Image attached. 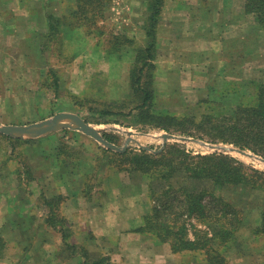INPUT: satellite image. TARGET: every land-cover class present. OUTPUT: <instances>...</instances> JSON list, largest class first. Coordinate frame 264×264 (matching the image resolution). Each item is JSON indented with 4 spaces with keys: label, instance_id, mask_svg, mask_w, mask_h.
Here are the masks:
<instances>
[{
    "label": "rangeland",
    "instance_id": "rangeland-1",
    "mask_svg": "<svg viewBox=\"0 0 264 264\" xmlns=\"http://www.w3.org/2000/svg\"><path fill=\"white\" fill-rule=\"evenodd\" d=\"M72 4L71 0H0V125H25L50 119L57 113L69 112L80 115L103 138L104 134L112 136L111 143L118 147L123 146L129 137L126 132H130L134 141L129 143L126 151L140 153L143 150L141 146H146L149 148L148 151L145 150L147 153L158 155L174 145L183 147L192 154L212 153L195 143L176 140L167 141L159 151L163 144L162 136L171 133L159 129L141 130L139 127L94 122L109 117L99 115L95 110L92 112V109L105 108L104 104L115 100H124L126 108H131L136 103L131 102L130 72L136 51L145 47L147 42L143 30L147 17V0H111L105 11V18L99 21L97 29L83 26L76 30L69 26L70 18L62 17L60 31L46 39V15H68L73 10ZM163 9L156 32L153 80L155 111L179 116L183 113H203L207 105L201 100L211 93L207 92L211 91V87L248 94L251 87L244 84V81L264 80V30L251 17V46L250 49L247 47L245 57L239 52L229 54L226 69L221 68L223 62L218 59L224 58L223 53H213L210 56L213 59L212 67L203 70V76L190 78L187 75L181 83L177 81L180 78L175 77L170 85L167 84V74L164 73L167 67V39L165 30L161 28L165 20ZM114 36L122 37V41L125 36L131 43L119 40L121 43L116 44ZM161 36L164 37L162 40ZM44 42L48 50L44 54L38 53V48ZM52 74L58 77L57 88ZM187 82L189 83L186 84ZM119 118L121 122H127L124 117ZM148 134L161 138L143 139V135ZM24 140L29 142L21 143L15 148L0 137V234H7L2 235L3 238L9 246H14L7 255L12 264H19L21 261L20 264H35L36 259L45 260L50 253L43 257L42 251L51 250L50 245H58L62 249L58 256L64 261L71 260L72 255L75 262L82 260L77 253L78 249L68 248L61 242L60 233L55 228L46 226L44 219L49 207L43 203L44 200L53 201L55 216L66 219L71 231L69 244L83 247L73 235L74 230L84 227L79 214L82 212L81 215H84L82 208L87 202L99 203L109 198L112 203L120 201L113 208L116 206V209L123 208L128 214L135 213V209L130 212L127 210L132 207L131 203L134 204L133 198L139 197L142 186L146 187L148 184V214L152 204L156 203V198L169 184L153 174H150L149 179L142 175L141 178L134 179L131 177L132 173L118 171L115 164H121L125 169L127 167L115 154L119 152L105 148L80 131L65 128L39 138ZM11 147H14L13 150ZM229 155L246 165L264 170L260 164L241 155ZM166 156L172 157L170 154ZM91 173H94L93 177ZM171 179L172 187H182L189 192L209 187L207 182L188 179L182 172H177ZM119 182L122 184L120 188L111 186ZM216 193L233 201L242 210L244 220L242 227L227 244L215 245V248L226 257L229 264H264V234H255L253 231L259 222L261 193L230 188ZM71 195L84 197L87 201L81 198V204L65 207L64 202ZM101 197L104 199H100ZM58 198L63 200L59 202ZM64 212L70 217H63ZM72 212L76 215H71ZM195 227L208 229L195 218L187 219L190 238H193ZM41 233L45 240L38 239ZM56 240L58 241L55 242ZM46 244L49 246L45 248ZM35 245H38L40 252L32 250ZM87 247L93 251L89 257L97 259L94 253L97 249L93 245ZM23 248L29 250L23 252ZM30 250L34 253H30ZM75 250L77 251L74 252ZM192 254L195 256L192 264H209L205 255L199 252H196L197 255Z\"/></svg>",
    "mask_w": 264,
    "mask_h": 264
},
{
    "label": "trees",
    "instance_id": "trees-1",
    "mask_svg": "<svg viewBox=\"0 0 264 264\" xmlns=\"http://www.w3.org/2000/svg\"><path fill=\"white\" fill-rule=\"evenodd\" d=\"M71 2L73 10L68 15L61 17L53 14L46 15L48 22L46 39L60 31L59 24L62 17L70 18L69 26H73L72 28L76 30L83 26L88 29L99 28V21L105 18V11L111 0H71ZM163 5L164 0H147V17L143 25L147 42L145 47L136 51L134 65L130 72L131 102H136L135 105L126 108L124 100L110 101L104 104L105 108L91 110L109 117L94 122L139 127L141 130L159 129L211 144L231 145L264 158V80L244 81V84L251 87L248 94L237 90L231 92L229 89L217 90L211 87V91H207L211 93L201 100L207 105L203 113H183L179 116L155 111L153 80L156 32ZM242 5L244 12L251 15L255 23L264 30V0H244ZM115 39L116 44L122 41V37ZM122 43L130 44L131 40L124 36ZM38 49V53L44 54L48 50L46 42ZM52 75L55 88H57L58 77L56 74ZM119 117H124L127 122H121ZM104 136L107 141L113 142L112 136L109 134H104ZM0 137L8 141V145H14L15 148L21 143L29 142L11 137ZM13 148L11 147L12 150ZM167 150L158 155H151L145 150H141L140 153L130 151L115 153L120 157L119 161L127 166L125 169L121 164L120 166L115 164L118 171H127L130 174L138 172L147 179L150 174H153L169 183L167 189L156 198V203L152 204L150 212L143 218V226L137 231L149 233L158 242L167 243L172 253L199 252L205 255L209 264H229L215 245L223 246L229 242L234 233L242 227L244 214L234 205L233 201L227 200L216 192L230 188L261 193L259 222L253 231L255 234H264V170L246 165L229 154H192L191 151L174 145ZM167 154L172 157L166 156ZM177 172H182L188 179L203 180L209 187L197 192H189L182 187H172L171 178ZM26 173L28 174L27 171ZM93 176L94 173H91V177ZM62 200L58 198L59 202ZM43 203L49 207L48 215L44 219L46 226L55 228L68 248L79 250L77 253L82 259L79 264H104L106 262V258L103 257L91 259L85 248L69 244L71 231L67 227L66 219L55 216L53 201L46 199ZM191 218H195L209 230L195 227L193 238H190L187 219ZM7 246V241L0 234V262L7 253ZM28 250V248H23V252Z\"/></svg>",
    "mask_w": 264,
    "mask_h": 264
},
{
    "label": "crops",
    "instance_id": "crops-1",
    "mask_svg": "<svg viewBox=\"0 0 264 264\" xmlns=\"http://www.w3.org/2000/svg\"><path fill=\"white\" fill-rule=\"evenodd\" d=\"M243 1L165 0L162 12L165 20L161 24V28L165 30L167 39V67L164 71L167 74V84L170 85L173 81L172 78L175 77H179L180 79H175V81L181 83L183 77L187 75L190 78L203 76V70L212 67L213 59L210 56L213 53H223L224 58L218 59L223 62L220 65L221 68L226 69L229 54L239 52L243 53L245 57L247 47L250 49L251 46L252 31L251 15L244 12ZM163 36H161V40ZM158 39L160 41V35ZM248 52L250 51L248 50ZM131 177L141 178V174L132 172ZM121 185L119 182V184L111 186L120 188ZM147 193L148 184L146 187L142 186V192L139 191L138 198H133L134 204L131 203L132 207L127 211L130 212L132 209L136 211L129 214L123 208H120L121 210L116 209V206L113 208L120 201L112 203L108 198L109 200L99 201V203L87 202V205L82 208L84 215H81L82 212L79 214V218L84 222L82 223L84 227L74 230V238L87 251H90L89 254L93 251L87 246L93 245L94 249H97V252H94L95 256L106 258V262L109 264H192L195 258L192 254L194 252L172 253L168 244L159 243L149 233L137 231L143 226V218L148 212ZM81 198L87 201L84 197L71 195L65 200L64 205L66 207L67 205L81 204ZM100 199H104V197ZM145 208L147 211L144 212ZM75 212H72L71 215H76ZM63 215V217L68 216V213L64 212ZM45 233L47 232L45 231ZM2 235L7 236V234ZM43 236L41 233L38 239L45 240ZM8 246L7 253L0 264H12L7 255L11 247L14 248V246L11 245L10 248ZM16 246L17 249H20V246ZM48 246L49 244H46L44 247ZM50 246H52L51 250L46 249L45 252L41 250L43 257L49 253L50 255L45 257V260L36 259L35 264H79L81 261L75 262L74 255L71 256L73 257L71 260L64 261L60 259V255L58 256L62 249L58 245ZM33 249L40 252L38 245L33 246ZM30 253L34 252L30 250ZM195 255L197 254L195 253ZM51 257L52 259H50Z\"/></svg>",
    "mask_w": 264,
    "mask_h": 264
},
{
    "label": "water",
    "instance_id": "water-1",
    "mask_svg": "<svg viewBox=\"0 0 264 264\" xmlns=\"http://www.w3.org/2000/svg\"><path fill=\"white\" fill-rule=\"evenodd\" d=\"M71 129L80 131L103 145L105 148L111 149L115 152H125L131 141H134L130 132H127L129 136L122 147L107 141L103 136L92 126L90 123L86 122L80 115L69 112H61L55 114L52 118L47 120H42L39 122L29 123L25 125H0V134L7 137L16 138V139H35L45 135H48L52 132L61 130V129ZM163 144L159 151L164 147L165 143L169 140L182 141L185 143L192 142L206 151H211L212 153H224V154H236L241 155L245 158H249L251 161H257L264 166V158L257 156L250 151L242 150L240 148L228 145L221 144H211L199 139H195L187 136H180L175 134H164L162 136ZM143 150H149L146 146H141Z\"/></svg>",
    "mask_w": 264,
    "mask_h": 264
},
{
    "label": "bare ground",
    "instance_id": "bare-ground-1",
    "mask_svg": "<svg viewBox=\"0 0 264 264\" xmlns=\"http://www.w3.org/2000/svg\"><path fill=\"white\" fill-rule=\"evenodd\" d=\"M157 138H161V137L158 135H155V134L143 135V139H145V140H153V139H157ZM139 141H141V140H139ZM247 159H249V158H247ZM255 162H256V164H260L257 161H255ZM260 165H261V167H264L262 164H260Z\"/></svg>",
    "mask_w": 264,
    "mask_h": 264
}]
</instances>
